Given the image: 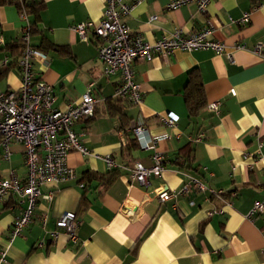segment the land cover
<instances>
[{"label": "crops", "instance_id": "0c3cea01", "mask_svg": "<svg viewBox=\"0 0 264 264\" xmlns=\"http://www.w3.org/2000/svg\"><path fill=\"white\" fill-rule=\"evenodd\" d=\"M12 1L0 5L5 44L19 38L26 27ZM34 1L42 2L39 28L53 45L45 49V59H33L37 77L52 88V105L58 110L94 84L91 93L99 99L94 118L75 124L74 130L85 148L110 156L118 167L107 184L82 181L86 171L105 174L109 169L98 158L68 154L74 180L42 187L43 193L55 190L53 199H38L31 223L10 245L8 232L20 209L14 197L6 198L0 205V250L6 251V262L0 264H264V215L248 218L264 185V63L248 50L234 49L237 44L250 49L261 42L264 52V0H213L204 13L193 4L169 9L172 0L134 4L121 18L131 35L153 43L176 29L187 34L209 27L208 38L225 45L232 60L199 50L134 61L142 102L133 106L120 101L125 107L121 116L115 111L118 75H102L91 31L83 40L71 30L88 20L96 23L106 0ZM245 13L248 22L240 24ZM30 41L37 43L39 38ZM4 62L7 56L0 52V91L17 90L19 70L15 66L4 71ZM188 78L200 81L206 102L192 118L183 99ZM213 103L217 113L209 109ZM167 114L177 117L173 126L159 122ZM138 120L149 135H166L156 148L163 155L164 172L159 178L150 177L146 186L129 185L127 179L134 162L151 165L152 151L139 148L127 131ZM187 145L193 150L196 170H179L174 164L178 151ZM9 148L10 158L0 163V175L14 170L22 178V146L12 143ZM190 177L211 189L235 192L224 215H208L222 204L201 193L177 198L176 209L172 201H158L156 189L175 193ZM68 212L76 215L77 240L70 241L62 230L51 238L55 221Z\"/></svg>", "mask_w": 264, "mask_h": 264}, {"label": "built area", "instance_id": "2783aa9c", "mask_svg": "<svg viewBox=\"0 0 264 264\" xmlns=\"http://www.w3.org/2000/svg\"><path fill=\"white\" fill-rule=\"evenodd\" d=\"M143 0H134L127 3L123 0H106L100 19L94 23L85 21L71 27V30L86 39L87 31H91L96 38V51L102 62V75L105 78L118 75V85L114 97L129 105H140L142 94L139 85L134 80L132 64L134 61H149L154 57L171 55L175 51L194 52L209 50L216 55L225 54L232 60L231 54L225 51V45L209 39L212 29L205 27L200 31L185 34L176 29L153 43L145 42L138 35H131L121 21L134 4ZM213 0H172L169 9H176L183 5L193 4L198 13H204ZM248 13L243 14L240 24L248 22ZM21 34V41L25 48L17 61L19 70V88L6 92L0 91V163L10 158V145L20 144L23 152L24 177H18L14 170H9L6 176L0 175V205L6 198L14 197L20 212L14 218L8 232V245L14 238L19 237L23 230L31 223L34 208L38 199L51 201L55 190L42 192L47 185L66 184L74 180L75 175L67 165V156L77 152L84 157H94L102 160L110 170L117 169L118 165L110 156H99L92 153L81 142V134L74 130V125L88 121L95 111L99 99L92 95L93 83H89L87 90L75 102L66 105L64 110L53 108V90L42 82L36 75L32 61L34 58L45 56L30 47L28 32L29 21ZM152 19H155L153 17ZM4 41L0 34V46ZM237 50H248L264 63L263 44L255 43L252 48L246 49L242 44L234 46ZM5 63V62H4ZM3 63V64H4ZM218 105L213 103L209 109L217 113ZM177 121L174 114H167L159 118L163 125L173 126ZM141 149L151 150V165L144 167L134 162L128 171V184L136 183L141 186L148 185L150 177L159 178L164 172V158L159 153L157 143L165 140L166 135L151 136L138 120L127 128ZM80 188L84 185L80 184ZM204 194L222 204L220 208L213 209L208 215H224L225 207H231V201L236 197L235 192L214 190L206 186L201 180L190 177L188 182L177 192H169L161 187L155 190L160 203L172 201L173 209L177 208V198H188L193 194ZM190 206L193 202L188 203ZM255 215H264V185L260 200L254 201L248 218ZM45 217L42 218L43 224ZM78 222L75 213H64L55 221V230L50 233L55 239L59 230L72 242L77 240L76 229ZM264 254V248L262 249ZM6 251L0 250V263L6 262Z\"/></svg>", "mask_w": 264, "mask_h": 264}, {"label": "trees", "instance_id": "16d2710c", "mask_svg": "<svg viewBox=\"0 0 264 264\" xmlns=\"http://www.w3.org/2000/svg\"><path fill=\"white\" fill-rule=\"evenodd\" d=\"M5 1L6 0H0V5L4 4ZM12 3L16 7L18 14L21 17L24 15L28 19V32L30 37L39 38V41L37 43H31L30 41V47L33 50H37L41 54L45 55V49H50L53 47V45L46 37L41 34V30L39 28V14L43 9L42 2L34 0H13ZM24 48L25 45L21 41V36L12 42L6 44L4 43V45L0 46V52L4 53L7 56V62L3 66L4 71L17 66V61L22 55ZM183 99L186 106L188 118L197 116L199 112L205 107L206 102L204 88L198 79L194 80L192 78H188L186 80L185 88L183 91ZM120 101L121 100L115 103L117 107L115 108V111L119 113V116H121L122 111L125 108L123 104L120 105V103L123 101ZM93 118L94 115L88 121ZM174 164H176L179 170H196V167L193 165V150L189 145L183 147L178 151L174 160ZM116 171V169H112L105 174L86 171L83 173L82 181L84 180L88 182L95 180L97 182H103V184H107L116 176Z\"/></svg>", "mask_w": 264, "mask_h": 264}]
</instances>
